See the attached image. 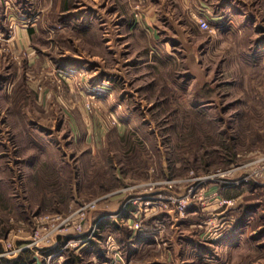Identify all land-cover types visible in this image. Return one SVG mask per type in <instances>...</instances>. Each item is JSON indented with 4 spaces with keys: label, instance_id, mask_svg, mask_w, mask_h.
I'll use <instances>...</instances> for the list:
<instances>
[{
    "label": "rangeland",
    "instance_id": "rangeland-1",
    "mask_svg": "<svg viewBox=\"0 0 264 264\" xmlns=\"http://www.w3.org/2000/svg\"><path fill=\"white\" fill-rule=\"evenodd\" d=\"M202 1L0 0V264H264V183L200 181L264 156V0Z\"/></svg>",
    "mask_w": 264,
    "mask_h": 264
},
{
    "label": "built area",
    "instance_id": "built-area-1",
    "mask_svg": "<svg viewBox=\"0 0 264 264\" xmlns=\"http://www.w3.org/2000/svg\"><path fill=\"white\" fill-rule=\"evenodd\" d=\"M198 27L201 30L207 29V22L205 20H198ZM248 167V171L244 170L243 177L241 179L234 178L233 174L236 169H230V170H224V171H218L212 175H208L207 177L201 178L200 181L202 184L208 182V181H215L218 186H221L222 188H231V187H237L241 185H248L250 182H257L258 180H261L264 183V156H260L256 158L255 161L252 163H249L246 165ZM243 168V167H242ZM240 170V168H238ZM188 195L184 199V201H189L190 198H192L194 195L193 190H190L187 192ZM212 197H220L217 193H214L212 195H209ZM196 197V196H194ZM208 199V197L205 198V202ZM234 201L232 200H225L219 202V206H230L233 205ZM181 209L185 210V205H181Z\"/></svg>",
    "mask_w": 264,
    "mask_h": 264
},
{
    "label": "crops",
    "instance_id": "crops-1",
    "mask_svg": "<svg viewBox=\"0 0 264 264\" xmlns=\"http://www.w3.org/2000/svg\"><path fill=\"white\" fill-rule=\"evenodd\" d=\"M148 2L154 3L153 11L147 12V10L149 9H147L146 6L144 5L145 10L143 12V17L146 19L147 28L151 31L150 34L154 37V39L156 37V34H158V31L155 29V25H152V24L155 18L158 16L157 15L158 12L160 13V10L163 9V4H165L166 2L171 4V7L174 8L172 10L177 11L179 14L181 13L180 15H187L188 13L194 17H197V16L202 17L205 15H208L209 10L211 8V6H208L206 2L202 0H155V1L154 0H143L144 4H147ZM155 48H157L160 51L162 49V48H159V46H155ZM229 189H233V188H228V189H225V191H221V192L223 194H225L227 190L231 192L232 190H229Z\"/></svg>",
    "mask_w": 264,
    "mask_h": 264
},
{
    "label": "trees",
    "instance_id": "trees-1",
    "mask_svg": "<svg viewBox=\"0 0 264 264\" xmlns=\"http://www.w3.org/2000/svg\"><path fill=\"white\" fill-rule=\"evenodd\" d=\"M13 264H29V262L28 261H25V260H21L20 262L19 261H15V262H13Z\"/></svg>",
    "mask_w": 264,
    "mask_h": 264
}]
</instances>
